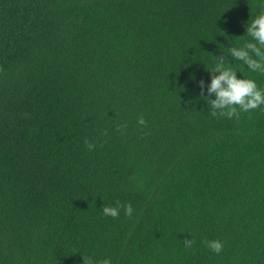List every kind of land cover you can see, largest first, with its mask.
<instances>
[{"label":"trees","instance_id":"1","mask_svg":"<svg viewBox=\"0 0 264 264\" xmlns=\"http://www.w3.org/2000/svg\"><path fill=\"white\" fill-rule=\"evenodd\" d=\"M260 6L0 0V264H264V110L199 88Z\"/></svg>","mask_w":264,"mask_h":264},{"label":"clouds","instance_id":"2","mask_svg":"<svg viewBox=\"0 0 264 264\" xmlns=\"http://www.w3.org/2000/svg\"><path fill=\"white\" fill-rule=\"evenodd\" d=\"M259 2V10L244 24V34L235 44L224 47L221 56L216 58L213 67L208 70L209 80L199 81L201 96L212 117L239 119L241 113L264 110V85L258 84L254 78L255 74L264 75V0ZM243 68L252 75H245ZM138 123H144L142 117ZM87 146L89 149L93 147L92 144ZM121 209L127 216L133 213L131 203L116 201L114 204L103 205L101 214L116 218L121 214ZM206 246L212 253L218 254L224 242L216 238L208 239ZM80 255L83 264H114L110 256L98 259L93 255Z\"/></svg>","mask_w":264,"mask_h":264}]
</instances>
